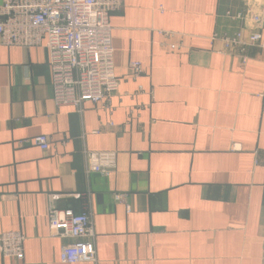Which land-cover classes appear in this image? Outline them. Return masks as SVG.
<instances>
[{
	"label": "crops",
	"instance_id": "obj_1",
	"mask_svg": "<svg viewBox=\"0 0 264 264\" xmlns=\"http://www.w3.org/2000/svg\"><path fill=\"white\" fill-rule=\"evenodd\" d=\"M109 22L118 88L81 109L54 103L43 43L0 45V232L24 238L0 264H69L51 207L92 222L96 261L73 264H264V0H122Z\"/></svg>",
	"mask_w": 264,
	"mask_h": 264
},
{
	"label": "built area",
	"instance_id": "obj_2",
	"mask_svg": "<svg viewBox=\"0 0 264 264\" xmlns=\"http://www.w3.org/2000/svg\"><path fill=\"white\" fill-rule=\"evenodd\" d=\"M121 3L122 0H1L0 45L29 47L43 43L57 106L69 104L81 109L85 101H107L119 83L114 71L109 15ZM252 18L260 20L255 15ZM224 41L240 43L242 34L237 32ZM248 41L264 47V37L259 31L252 32ZM128 69L137 77L140 63L131 61ZM32 142L41 150L48 148L45 134L34 136ZM83 159L87 173L108 176L116 167V152L112 150H84ZM114 199L122 201L123 194L115 193ZM47 216L52 235L71 239L61 247V262L96 261L94 230L87 213L51 207ZM23 239L18 231L0 232V252L21 260Z\"/></svg>",
	"mask_w": 264,
	"mask_h": 264
}]
</instances>
